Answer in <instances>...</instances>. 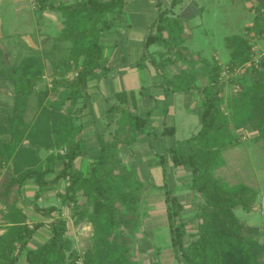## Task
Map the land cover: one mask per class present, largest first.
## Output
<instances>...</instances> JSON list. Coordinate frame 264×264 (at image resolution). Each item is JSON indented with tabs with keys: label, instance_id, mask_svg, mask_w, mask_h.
Returning <instances> with one entry per match:
<instances>
[{
	"label": "trees",
	"instance_id": "obj_1",
	"mask_svg": "<svg viewBox=\"0 0 264 264\" xmlns=\"http://www.w3.org/2000/svg\"><path fill=\"white\" fill-rule=\"evenodd\" d=\"M177 1L172 0V4ZM253 1V20L244 28L257 38L264 36V0ZM34 3L38 11L56 7L63 14V26L56 39L70 41L66 60L76 74L65 83L68 90L65 94L49 98L46 104L39 98L35 115L26 122L24 113L29 94L44 71L43 57L22 58L17 75L5 73L0 67V78H6L14 91L11 113L0 120V264H17L21 253L26 264H74L78 258H82L83 264H138L133 258L131 230L138 224L136 207L142 181L134 168H127L122 162L120 147L133 145L146 125V118L132 110L109 107L103 114L109 134L98 135V155L85 175L74 167V160L87 153L74 116L84 105L81 100L86 80L103 67L99 35L111 23L105 15L119 12L121 0H74L55 7L51 0H34ZM153 27L144 45L157 43L164 47L157 69L170 83L183 68L166 77L159 66L165 59L164 66L184 60L182 22L163 9ZM225 40L229 50L228 67L252 58L251 44L243 34L234 33ZM200 61L207 76L204 85L172 83L169 87L167 83L165 87L166 93L168 89H196L201 95L198 130L156 153L162 165L169 160L174 167L187 168L190 188L203 199L198 206L201 222L197 232L185 243L187 220L181 218L182 204L167 187V181L159 184L164 192L170 241L181 264H264V242L257 238L258 228L244 224L234 212L239 205L250 210L256 198L255 190L242 182L228 184L215 175L224 164L221 152L238 143L237 130L250 127L256 131L255 140H260L264 147V58L257 64L253 62L247 72L243 71L248 73L249 82L244 84L238 79L241 89L227 97L221 93V65L217 61L209 64L203 58ZM54 83L57 93L61 82ZM66 101L71 105L81 104L80 108L76 107L75 112L64 110ZM173 130L172 125H164L159 133L172 134ZM57 160L62 165L56 171ZM50 175L54 176L47 180ZM60 178L67 181L57 192L60 205H39L37 199L45 185ZM29 179L36 186L31 207L49 218L47 225L51 232L36 247H29L28 242L44 222H28L20 204L24 201L22 186ZM62 205L69 207L74 224H91V247L83 254L67 233L68 217L63 215Z\"/></svg>",
	"mask_w": 264,
	"mask_h": 264
},
{
	"label": "crops",
	"instance_id": "obj_2",
	"mask_svg": "<svg viewBox=\"0 0 264 264\" xmlns=\"http://www.w3.org/2000/svg\"><path fill=\"white\" fill-rule=\"evenodd\" d=\"M23 1L0 0V14L4 10L6 12L9 11L13 15L14 20L18 19L23 13L22 10H24L25 4ZM10 6L13 9H10ZM163 9L167 10L168 15L178 17L181 20V36L184 43L186 38L192 36L193 19L198 18L202 13V9L196 0H179L175 4H172V0H121L119 12H109L105 15L111 23L99 35V41L103 46V67L97 70L96 73L91 74L86 80L82 88L84 97L81 100L84 105L82 108H80L81 104L76 106L80 108V111L74 116L75 124L80 125L79 136L87 147V153L78 156L74 160V167L84 175L88 172L93 160L99 153L98 135L108 136L109 134L103 114L111 106L135 111L146 118V125L133 145L120 147V155L126 166L135 168L140 177L151 184H160L166 178V181L170 183L171 175L180 171L179 167L174 168L169 160L162 165L156 153L161 152L164 148L175 144L179 140L189 137L176 139L175 135L178 131L186 132L189 129L188 123L192 119L190 112L195 110L192 104H195V106L199 105L198 115L200 117L201 95L196 89L182 91L168 89V93H166L165 87L168 81L164 79L157 67L154 66L159 62L156 59L162 58L164 47L157 43H151L146 47L144 45L147 33L154 31V22L159 11ZM25 11L27 12V18H24L25 27H29L21 31H27L30 34L34 30L36 38L33 40L38 41L41 51L51 47L59 32L52 34L46 30L48 24L57 23L58 31H60L63 19L61 12L54 8H45L38 11L33 9V6H26ZM195 25H198V22ZM38 28H40L41 34H38ZM228 36L226 35L225 38ZM0 49L4 50L2 44H0ZM35 49L37 50V48ZM216 61L221 64L219 59ZM178 62L181 61H174V64L171 63L169 65L175 66ZM179 64L171 75L185 66L183 62ZM194 70L195 72L200 71V75L203 76V79H206L201 85L199 82L196 83V86L204 85L207 82V76L203 74L204 70L201 61L196 63ZM178 102H181L182 106L183 103L185 104V108L182 111L184 121L180 130L175 122L176 112L179 108ZM170 105L172 106L171 109ZM187 108L189 112H187ZM168 120L171 123L167 124ZM197 123L196 126L194 125L191 128V130H194L192 134L199 128V119ZM164 125H172L174 128L173 133L161 135L159 132ZM61 165L62 161L57 160L55 170H59ZM170 170L174 174L169 173ZM53 176H48L47 180H51ZM174 181L179 183L177 179H174ZM66 182L65 179L60 178L56 182L46 184L40 198L37 199V203L42 206L50 204L59 206L60 199L57 192L64 187ZM35 189L36 186L33 180L29 179L21 190L24 201H21L20 204L27 215V221L40 220L44 222L29 239V247H36L42 244L51 235L47 225L49 218H45L31 207V198ZM52 196L57 198L56 203L43 204L44 199ZM149 196L154 197L157 201L151 202V205L145 208L147 211L145 221L149 222V226L154 227V217L162 215L164 217L161 218V223L158 220L156 225H161L164 228L167 222L164 192L160 190L154 191ZM61 209L63 215L68 217L67 233L73 238L75 246L79 250L88 248L91 244V224L89 222L74 224L69 215V207L62 205ZM34 235H37L36 240L33 239ZM164 247L166 246L164 245ZM170 247L172 255L167 256L176 257L171 241ZM163 251L161 250L158 256L159 264H164L166 259V255H162ZM17 264H26L23 253L20 254Z\"/></svg>",
	"mask_w": 264,
	"mask_h": 264
},
{
	"label": "rangeland",
	"instance_id": "obj_3",
	"mask_svg": "<svg viewBox=\"0 0 264 264\" xmlns=\"http://www.w3.org/2000/svg\"><path fill=\"white\" fill-rule=\"evenodd\" d=\"M51 1L53 6L55 7L61 2L70 3L74 0ZM196 1L197 4L201 7L202 13L201 16L193 19L192 21V36L186 38L185 42L182 43L185 46V58L181 62H183V65L185 66L178 76L173 77L172 81L168 83V85L169 87L172 86V83H181V85H194L198 82L201 85V83H204L206 79H203V76L200 75V71L195 72L194 69L196 63L199 62L201 58L205 59L209 64H213L216 60L219 59V62L221 63L220 73L223 74L221 78L223 80V89L221 93L223 94V97H227L230 94H234L241 89L242 84L238 82V79H242L244 81V84L249 82L250 77H248V73H245L250 70L253 62L257 64L259 59L264 58V36H260L257 38L253 37L252 34L250 32H247L244 28L246 24H250L253 20L255 14V1ZM23 3L25 4V6L23 7L24 10H22L24 14L22 13V15L19 16L16 20L13 19V15L9 13V11L6 12L4 10L0 14V44H2V47L4 48V50L2 49L0 53V67L4 70L5 73H12L17 75L19 73L18 64L22 58L29 55H41L43 57V74L36 80L33 91L29 94L27 108L24 113L25 121L29 122L30 120H32L38 109V99L43 98L44 103L46 104L48 100L65 94L68 91L65 89V83L75 76L76 70L70 68V66L68 65V61L66 60L69 54L70 41L56 39L53 41L51 47H48L47 49L41 51V49H39L38 41L33 40L36 38L34 30L30 34H28L27 31H21L22 29L29 27H25L26 22L24 18H27L25 7L33 6V9H36L34 0H24ZM11 8L12 7L10 6V9ZM62 17L64 19L63 14ZM63 19L61 22L62 26ZM197 22L198 25H195ZM46 31H50L52 34L60 32L58 31L57 23L48 24V28ZM233 33L243 34V36H245L249 40L251 44L250 50L252 51V58L241 64L235 65V70L232 71L231 74V72L224 71L227 67V61L229 58V50L226 47L225 37L226 35H231ZM38 34H41L40 28H38ZM35 48H37V50ZM161 59L157 58L156 60L160 61ZM165 61H163V65L159 64V68L166 74V77L170 76L171 73L175 71V68L177 69V65L179 63L181 64V62H178L177 64H175V66H173L167 63L164 66ZM154 66L157 67L158 65L156 64ZM245 70L246 72L243 73V71ZM54 82H61L57 86V93H55L53 89L55 85ZM13 94L14 91L12 84L9 83L6 78H0L1 121L11 113ZM178 105L179 108L176 112L175 122L180 130L181 124L184 121V115L182 111L185 108V104L183 103L182 106L181 102H178ZM186 106L188 105L186 104ZM193 106L195 110H191L190 112L192 119H190L188 123L189 129L186 132H176V139H182L183 137L190 136L194 132V130H191V128L194 125L196 126L198 124L197 122L199 119V105L195 106V104H192V107ZM222 107L224 110H226L225 104H222ZM66 108L70 112H75L74 109L76 108V105H71L69 101H66L63 105V109L65 110ZM171 108L172 106L170 105V109ZM187 112H189L188 108ZM169 123H171L170 120L167 121V124ZM255 134L256 131L251 130L248 126H245L241 130L236 131L238 143L227 149H224L221 152L224 164L222 165V167L218 168L215 171V175L226 181L228 184H236L242 182L255 190L256 198L251 203L250 210L246 211L242 206L239 205L234 208V212L244 224L248 226H256L258 228L257 238L260 242H264V208H262L260 204V199L262 195H264V147H262V143L260 140H255ZM166 138L168 137L166 136ZM127 168L132 169L133 167L127 166ZM178 169L180 171H177V174L172 173L171 170L169 171V173L171 172V174L174 175H171V178L168 177L170 178V183L167 182V187L171 188L173 194L178 196L177 198L182 204L181 218L187 220V229L184 236V241L185 243H188L192 239V236L196 234L197 225L199 222H201V218H198L197 212L199 210L198 206L200 203H202L203 199L197 192L193 191L190 188L189 170L181 166H179ZM136 173L142 181V187L138 191L139 197L136 207V217L138 224L133 230H131L133 258L138 262V264H154L156 261H159L158 256L161 253V250H164L162 252V255H166V259L164 257V264H181L180 260L177 257L167 256L172 255L168 223L166 222V226L164 228H162L161 225H156L158 220L159 223H161V218H163L164 216L162 217V215H159L157 217H154V227L149 226V222L145 221L147 215V211L145 208L151 205V202L157 201L154 197H151L152 195L149 196V194L158 190L162 191L163 187L159 186V184L149 183L148 181L140 177V174L137 171ZM174 179H177L180 184L174 181ZM56 202L57 198L52 196L50 198L44 199L43 204ZM36 238L37 235H34L33 239L36 240ZM164 245L166 247H164ZM90 247L91 244L88 248ZM86 249H78V251L83 254ZM173 251L176 252L174 248ZM73 263L83 264V260L82 258H78Z\"/></svg>",
	"mask_w": 264,
	"mask_h": 264
},
{
	"label": "built area",
	"instance_id": "obj_4",
	"mask_svg": "<svg viewBox=\"0 0 264 264\" xmlns=\"http://www.w3.org/2000/svg\"><path fill=\"white\" fill-rule=\"evenodd\" d=\"M234 70H235V67L230 68L227 66L224 71L231 72V74H232V71H234ZM222 76H223V74L220 75V79L222 78ZM260 204H261V207L264 208V195H262V197L260 199Z\"/></svg>",
	"mask_w": 264,
	"mask_h": 264
}]
</instances>
